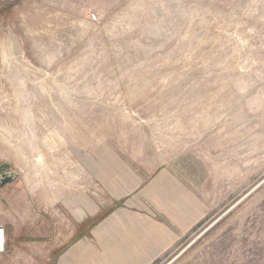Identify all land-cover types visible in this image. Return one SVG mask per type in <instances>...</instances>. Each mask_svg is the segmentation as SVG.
Here are the masks:
<instances>
[{"label": "rangeland", "instance_id": "1", "mask_svg": "<svg viewBox=\"0 0 264 264\" xmlns=\"http://www.w3.org/2000/svg\"><path fill=\"white\" fill-rule=\"evenodd\" d=\"M109 149L208 203L156 264H264V0H0V264H57L52 203Z\"/></svg>", "mask_w": 264, "mask_h": 264}, {"label": "crops", "instance_id": "2", "mask_svg": "<svg viewBox=\"0 0 264 264\" xmlns=\"http://www.w3.org/2000/svg\"><path fill=\"white\" fill-rule=\"evenodd\" d=\"M82 158L89 186L52 203L57 264H156L208 216L207 201L182 174L152 173L110 149Z\"/></svg>", "mask_w": 264, "mask_h": 264}, {"label": "water", "instance_id": "3", "mask_svg": "<svg viewBox=\"0 0 264 264\" xmlns=\"http://www.w3.org/2000/svg\"><path fill=\"white\" fill-rule=\"evenodd\" d=\"M10 167V165L7 163V164H4L0 170H4L6 168ZM17 176V172L15 171H11V172H6L4 174L1 175V181H0V185H4L5 183H8L12 180H14V178Z\"/></svg>", "mask_w": 264, "mask_h": 264}, {"label": "built area", "instance_id": "4", "mask_svg": "<svg viewBox=\"0 0 264 264\" xmlns=\"http://www.w3.org/2000/svg\"><path fill=\"white\" fill-rule=\"evenodd\" d=\"M1 230L2 229L0 228V245H1L0 252L4 251V247H5V234L2 233Z\"/></svg>", "mask_w": 264, "mask_h": 264}, {"label": "bare ground", "instance_id": "5", "mask_svg": "<svg viewBox=\"0 0 264 264\" xmlns=\"http://www.w3.org/2000/svg\"><path fill=\"white\" fill-rule=\"evenodd\" d=\"M1 246V245H0Z\"/></svg>", "mask_w": 264, "mask_h": 264}]
</instances>
